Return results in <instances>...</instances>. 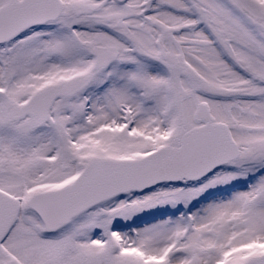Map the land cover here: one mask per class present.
Wrapping results in <instances>:
<instances>
[{
	"label": "snow or ice",
	"instance_id": "snow-or-ice-1",
	"mask_svg": "<svg viewBox=\"0 0 264 264\" xmlns=\"http://www.w3.org/2000/svg\"><path fill=\"white\" fill-rule=\"evenodd\" d=\"M0 264H264V0H0Z\"/></svg>",
	"mask_w": 264,
	"mask_h": 264
}]
</instances>
